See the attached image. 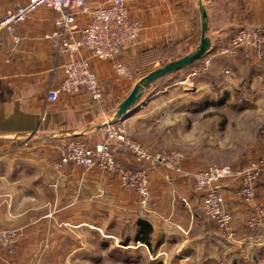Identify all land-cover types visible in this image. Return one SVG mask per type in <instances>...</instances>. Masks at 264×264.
Returning a JSON list of instances; mask_svg holds the SVG:
<instances>
[{
  "label": "crops",
  "instance_id": "0c3cea01",
  "mask_svg": "<svg viewBox=\"0 0 264 264\" xmlns=\"http://www.w3.org/2000/svg\"><path fill=\"white\" fill-rule=\"evenodd\" d=\"M215 2L224 17L231 14V21L236 22L233 21L231 0H227L230 4L227 14L222 5ZM242 2L248 23L264 29V0ZM192 3L191 0H129L133 16L144 24V29L136 43L125 51L122 60L136 70L139 56L145 51L172 55L184 47L198 29V15ZM57 18L55 11L39 9L19 25L18 43L12 42V36L7 32L0 33V91L12 97L20 90L37 87L38 94L30 105L33 112L37 111L35 113L99 106L91 104L85 92L61 95L55 104L47 102L49 87L61 84L63 64L70 59L68 55H58L52 41L46 38L56 30ZM231 37L220 42L218 47L229 43ZM262 54L263 63L264 44ZM240 55L223 58H238ZM94 66L103 89L123 88L119 81L126 87L130 85L125 79L115 77L108 63L96 61ZM224 100L230 102L231 98ZM145 109L144 106L126 124L132 137H136V130L139 131V136L145 137L140 140L156 150L161 142L156 134L146 132ZM87 140L91 145L97 144L96 137ZM13 149H0V222L18 231L17 248L69 249L64 255L55 257L56 262L68 264L87 263L82 259L96 261L95 256H82V252L93 248L92 241L85 238L86 234L92 233L101 238V246L134 249L149 262L164 255L165 251L159 253V249L176 248L190 250L192 257L205 256L210 261L217 258L218 251L219 255L227 257L228 262L233 257L238 261L234 259L232 264H239L251 252L247 249L250 244L254 243V252L264 249L261 248L264 247V229L256 235L251 234L253 231L247 226L250 210L242 200L240 186L231 181L222 183V193L234 214V228L238 235L237 241H230L214 222L201 216L199 195L193 191L191 179L187 176L193 170L188 169L185 162L184 175L170 173L160 166L148 168L151 199L149 206L142 209L137 196L124 188L116 175L87 171L73 164L59 172L54 170L53 163L64 150L59 142L37 143L31 150ZM118 160L130 168L147 167L137 163L122 149ZM256 194L258 201L264 204V176L257 184ZM140 221L153 226V236L158 240L154 252L136 240L143 230ZM124 232L126 236L122 240ZM1 251L0 264H11Z\"/></svg>",
  "mask_w": 264,
  "mask_h": 264
},
{
  "label": "built area",
  "instance_id": "2783aa9c",
  "mask_svg": "<svg viewBox=\"0 0 264 264\" xmlns=\"http://www.w3.org/2000/svg\"><path fill=\"white\" fill-rule=\"evenodd\" d=\"M42 8L58 14L57 28L46 38L52 41L58 55L70 57L63 64L61 84L48 89V103H57L61 95L73 96L85 92L91 104L101 105L106 95L94 66L96 61L108 63L117 78L133 84L137 72L122 60V56L136 43L144 24L133 16L129 0H25L10 11L2 12L0 9V32H8L13 42L18 43L19 25ZM263 44V28L242 29L232 35L227 45L219 46L203 60L212 63L220 55L242 54L256 66L257 62L261 64L263 60ZM225 74L230 75L231 71L227 69ZM183 82H189L183 85L185 89H192L191 77ZM126 122L111 126L109 138L115 140L136 162L147 167L129 169L120 164L118 154L113 153L107 145H91L85 138H74L67 141L53 168L59 172L73 164L87 171L98 170L116 175L121 185L132 191L140 207L145 209L151 199L148 168L160 166L170 173L184 175L185 157L179 152L155 150L149 144L134 139ZM157 122L158 126L164 125L163 121ZM187 176L191 179L193 191L199 195L200 212L216 224L226 239L236 241L238 235L234 228V214L229 210L222 193V183L225 181L238 182L240 185V194L250 210L247 226L253 230L264 227V204L258 201L256 194L257 184L264 176L263 161L237 168L230 165L211 166L190 172ZM17 237L16 229L0 223V247L14 249ZM52 245H55V241H52Z\"/></svg>",
  "mask_w": 264,
  "mask_h": 264
},
{
  "label": "rangeland",
  "instance_id": "374dc122",
  "mask_svg": "<svg viewBox=\"0 0 264 264\" xmlns=\"http://www.w3.org/2000/svg\"><path fill=\"white\" fill-rule=\"evenodd\" d=\"M24 1L0 0V9L2 12L10 11L16 4ZM216 1L227 14L230 9L227 0ZM231 4L233 21L242 20V0H231ZM4 32L6 31L0 33ZM227 44L228 42L221 47ZM223 57L226 56H218L212 63L208 60L199 61L178 72L159 87L154 98L145 106L144 117L148 125L146 132L156 134L161 142V146L155 147L156 150L183 154L188 169L193 171L211 166L230 165L237 168L264 162V62L257 63L258 67L253 68L251 63L244 60L243 55L238 58ZM131 67L135 70L132 65ZM227 69L231 71L230 75L225 74ZM189 77L193 83L191 90L185 89L182 84ZM119 82L123 86L119 90L108 87L103 89L106 97H121L131 87ZM227 97L231 98L230 102L224 100ZM157 121H163L164 125L158 126ZM135 135L134 139L146 143L140 140L142 135L139 136V131L136 130ZM33 146L35 144L21 148L31 150ZM235 184L239 185L238 182ZM263 229L264 227L260 230ZM260 230H252L251 234L258 235ZM125 236L126 232L122 240ZM85 238L92 241L93 248L82 252V256H95L96 261L82 259V262L87 263L79 264H232L236 259L232 257L228 262L227 257L216 251L218 260L216 258L210 261L205 256L192 257L190 250L167 248L159 249V253L165 251L164 255L149 262L143 260L144 255L134 249L126 250L110 245L106 247L105 244L101 246V238L96 234H86ZM16 245L12 250L0 247L11 264H68L56 262L55 257L64 255L69 249L17 248ZM244 249L243 251L248 249L251 252L239 264H264V249L254 252V243Z\"/></svg>",
  "mask_w": 264,
  "mask_h": 264
},
{
  "label": "water",
  "instance_id": "95a60500",
  "mask_svg": "<svg viewBox=\"0 0 264 264\" xmlns=\"http://www.w3.org/2000/svg\"><path fill=\"white\" fill-rule=\"evenodd\" d=\"M198 15L197 32L179 52L159 55L147 69L136 63L137 76L129 90L121 97L109 96L99 106L86 110L35 113L30 105L38 88L20 90L8 97L0 91V149L19 148L42 142H59L64 148L74 138L93 140L107 145L118 154L121 146L109 138V128L126 122L146 106L159 87L178 72L192 66L216 51L220 42L242 29L256 28L243 20L231 21L221 14L215 0H192ZM247 13V11H246Z\"/></svg>",
  "mask_w": 264,
  "mask_h": 264
},
{
  "label": "trees",
  "instance_id": "16d2710c",
  "mask_svg": "<svg viewBox=\"0 0 264 264\" xmlns=\"http://www.w3.org/2000/svg\"><path fill=\"white\" fill-rule=\"evenodd\" d=\"M182 49H183V46H181L176 51L182 50ZM175 53H177V52H175ZM175 53H173V54H175ZM159 55H163V54H157V53H154L153 51H145V52L140 54L138 62L140 63L142 69H147L153 65V63L158 59ZM164 55H166V54H164ZM241 100H242V98H241ZM123 152H126V151L123 150ZM126 153H128V152H126ZM125 167H127V166H125ZM127 168L133 169V170L139 169V167L138 168L127 167ZM140 168H143V167H140ZM140 224L142 225L143 230L138 233L136 240L141 242V243H144L150 249L151 252H154L156 247L158 246V240L153 236V233H154L153 226L146 221H140ZM251 230H253V229H251ZM234 264H238V263H234Z\"/></svg>",
  "mask_w": 264,
  "mask_h": 264
},
{
  "label": "bare ground",
  "instance_id": "6f19581e",
  "mask_svg": "<svg viewBox=\"0 0 264 264\" xmlns=\"http://www.w3.org/2000/svg\"><path fill=\"white\" fill-rule=\"evenodd\" d=\"M182 84H183V85H184V84L186 85V84H189V82H187V83H186V82H183Z\"/></svg>",
  "mask_w": 264,
  "mask_h": 264
}]
</instances>
